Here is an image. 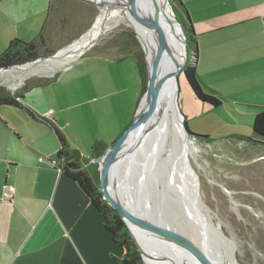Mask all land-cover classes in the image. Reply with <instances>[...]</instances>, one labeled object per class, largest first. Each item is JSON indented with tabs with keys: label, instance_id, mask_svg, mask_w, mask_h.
I'll return each instance as SVG.
<instances>
[{
	"label": "crops",
	"instance_id": "obj_1",
	"mask_svg": "<svg viewBox=\"0 0 264 264\" xmlns=\"http://www.w3.org/2000/svg\"><path fill=\"white\" fill-rule=\"evenodd\" d=\"M52 1L0 0V52L13 39L22 38L24 23L33 21L28 26L40 28L41 33ZM181 2L197 33V72L200 68L201 78L206 74L236 88L232 96L223 97L243 112L237 114L251 119L264 109V0ZM126 91L127 87H122L83 95L72 105L83 109L78 119L67 113L71 106H62V111L54 113L57 118L41 116L28 107L56 123L86 166L96 142L111 146L133 122L137 95H133L131 106L122 104L121 110L112 101L106 104L109 110L99 104V100ZM23 102L26 105L25 95ZM90 105L95 106L97 116L87 140L77 122L82 123L85 116L93 118ZM4 107L9 106H0V264H117L115 258H122L126 250L113 240L104 216L80 185L63 173L62 161L54 163L60 149L55 133L25 110L12 107L18 114ZM222 107L227 109L224 103ZM105 116H109V125L99 131V120ZM6 184L15 187L10 199L2 197Z\"/></svg>",
	"mask_w": 264,
	"mask_h": 264
},
{
	"label": "rangeland",
	"instance_id": "obj_2",
	"mask_svg": "<svg viewBox=\"0 0 264 264\" xmlns=\"http://www.w3.org/2000/svg\"><path fill=\"white\" fill-rule=\"evenodd\" d=\"M174 8L180 18L183 12L176 4H174ZM100 11V6L86 0H53L45 23V44L40 49V58L55 56L71 47L93 27L95 22H98L104 13ZM32 22L23 24V36L18 39L31 41L38 36L40 28L34 30L28 26ZM88 47L80 53L81 55L79 54L78 58L66 66H64L66 62L72 58L53 72L25 77L16 89L11 87L16 82L15 78L0 73V86L11 92H23L26 105L34 107L41 116H48V112L52 110L53 113L48 116L51 118L58 117L54 113L62 111V106H71L67 113L75 115V118L78 119L83 109L74 108L72 105L75 101H79L83 95L105 94L122 87H127L128 92L111 99L109 97L103 101L99 100V104L102 103L107 109V102L112 101L115 103L114 107L121 110L122 104L131 106L133 95H137L136 105L139 110L141 107L139 103L143 102L142 99L146 96L147 90L143 94V83H141L135 54H141L146 64L148 79L151 67L147 62L149 56L143 49L137 31L126 20L121 19L117 24L109 26ZM129 55L130 57L123 61L118 59ZM201 55H203L202 52ZM44 60L47 59H41L35 63ZM194 60L196 64V54L191 47L188 63H192ZM69 66L71 67L66 69ZM198 71L200 72V68ZM199 72L196 73V78L205 93L219 97L228 109L213 108L196 99L184 73L179 75L178 106L183 114L180 120L182 121L183 118L184 123L187 116L193 118L189 121L191 131H202L196 133L210 136L205 140L192 135L188 136L186 139L188 146L190 145L195 150L190 152L187 149L185 153L187 152L191 168L198 177L195 182L197 189V185H199L200 194V202L197 207L202 209L209 225L216 229L209 239L211 250L223 252L228 260L229 258L233 259L236 264H264V144L261 143L264 142V139L253 133L251 119L237 114V112H243L234 109L230 102L223 97L232 96L236 88H233L229 83L217 82L215 77L206 74L203 75L202 80ZM87 107L93 118L89 119L88 116H85L82 123L78 120L77 125H80L81 135L89 140L92 134L89 129L95 124L94 118L96 119L97 113L94 109L95 106ZM4 108L21 114L20 111L12 107ZM99 108H101L100 105ZM69 121L71 120H67V122ZM183 123L180 125L183 136L180 130L177 131L174 128L176 121L171 123L174 131H170V126L165 129L168 132L167 145L173 146L171 152L173 157L183 145ZM108 125L109 116H105L99 120V131H103ZM85 138L83 140H86ZM150 138L151 141L142 147L133 160L144 164L149 155L150 159H148L150 162L154 161V164L147 171L154 174L169 157H167L168 154L166 155L165 146L163 147L166 142L165 136H163L164 143L155 140L156 138ZM149 147H151L150 150ZM154 151L157 155L155 158L152 155ZM183 167L184 169L177 178L178 184H174L176 187L183 184L192 190L193 187L189 182L190 177L186 174L184 162L182 163ZM145 170L143 168L133 170L132 168L128 175L126 172L127 177L122 176L121 188L125 187L126 179L127 185L137 188L138 181L140 180L142 183L144 180L145 174L142 176V173H145ZM166 178L171 179L170 174ZM161 182L162 179L159 177L154 184L146 186L151 194L147 203L152 213L147 214L144 210L139 211L142 215L145 214L144 216L149 215L151 219L154 218L155 221L162 217L154 210V205L159 200L157 193L162 198L164 187ZM192 182H194L193 179ZM156 186H158V192L155 193ZM172 194L175 195L174 191ZM172 194L168 195L171 197L163 198L164 200L160 202L163 220L167 223V227L185 233L202 247L203 234L199 225L189 212L182 211L181 206L184 203L182 205L180 202L178 203Z\"/></svg>",
	"mask_w": 264,
	"mask_h": 264
},
{
	"label": "bare ground",
	"instance_id": "obj_3",
	"mask_svg": "<svg viewBox=\"0 0 264 264\" xmlns=\"http://www.w3.org/2000/svg\"><path fill=\"white\" fill-rule=\"evenodd\" d=\"M92 1L96 2L97 4L95 5H97L98 7L100 6V10H101L100 12H104V13L101 15L100 19H98V22L97 23L95 22L93 27L88 32H86L82 36L81 39L77 40L71 47H69L65 51H62L56 54L55 56L52 55L53 57L50 56L52 58L47 57L45 58L47 60H44L39 63L24 64L22 66L18 65L19 67L12 66L15 68H12V69L7 68L9 70L1 69V70H4L2 72L0 71L2 75L7 74V76H12L15 78L16 82L11 85L13 89H16L17 86L23 82L25 77L29 75L39 74V73L53 72L57 68L62 67L66 61L72 58L71 60L66 62V64L64 65L66 66L68 63L78 58L81 55L80 53L83 52L91 43L93 44V41L98 36H100V34L103 33L109 26H111L112 24H117L121 19L126 20L128 24L137 31L138 37L142 43L143 49L149 56L147 57L148 64H150V67L152 66L154 56L156 54V51L159 48L157 36H156V33L152 29L145 26L143 21L137 16V14H135V12H133L131 9L128 8V5L131 4V0H92ZM155 2L158 8L157 12L159 14V17L162 23L161 28L165 36L167 37L168 42L170 43L171 49L177 54L178 57H181L182 48L180 44L178 43V41L176 40L175 33L169 23V22H175L171 7L169 4L165 3V0H155ZM142 5L144 7V10H146L149 13L150 0H142ZM176 64H177L176 60L172 59L169 55L165 54L163 56L162 62L160 64V71H159V75H160V78L163 84L166 81L167 75L175 68ZM176 91H177L176 82L175 81L170 82V84L167 87V91L165 92L166 94L164 95L165 100L167 101V103L165 102L166 107H165L164 114L161 120L157 123L156 128L153 130V133L150 136V137L156 138L155 140L157 141L160 140L162 143H164L163 136H165L166 142L163 145V147L165 146L164 148H166V152H167L166 155L167 154L172 155L171 152L173 150V146L167 145L168 132L165 129L170 126V131H174V128H175V130L177 131L180 130L182 134L180 125H182L183 123V118L181 121L180 120L181 116H179L178 115L179 113H177V111L175 110V104H174L175 98H176ZM147 96L148 95L144 97L143 102L141 103V107L136 112L137 113L136 123H138L143 118L147 110V105H148ZM162 106L163 105H161V101H158L157 111H159ZM173 121H176V126L174 128L171 125ZM182 139L185 141L184 137H182ZM129 146L130 145H127V147L124 148V151L127 150ZM183 148L185 151L188 149L190 152H194L195 150L194 148H191L190 145L188 146V143L184 146L183 145L180 146V149H183ZM155 153L156 152L154 151L152 154L154 155V158L155 156H157ZM183 155L181 158V162H180L181 165L179 169L175 171V173L174 171L170 173L171 179L165 178L164 186L165 184H167L170 187V191L168 192L169 195L172 194V191H174L175 195L172 194V196L175 197L176 201L178 203L180 202L181 205L184 203L181 206L182 211L185 213L189 212V214L194 217V221L199 225V228L203 234L202 235V238H203L202 248L204 247L207 248V251H209V253L222 264H236V262L233 259L229 258L228 260L226 258V255L223 252L221 251L214 252L211 250L209 239L212 236V232L215 231L216 229L213 226L209 225L210 223L207 222L204 216V213L202 212V209L201 208L199 209V207H197L198 203L200 202V198L198 197V199L196 200L195 192L197 188H196L195 181L192 182L191 169L185 166L186 174L190 177L189 179L190 185L193 187L192 190L188 189L183 184L179 185L178 187L175 186V184H178L177 178L179 177L181 171L184 169V167L182 168ZM147 158H149V155L147 156ZM134 164H135V161L132 160L130 156H125L123 159H119V161L114 167V173L115 172L117 173L116 175L117 179L115 180L114 173H112L111 175V190L119 194L123 202L133 212L142 216L145 219H148L158 224V221L151 219L149 215L144 216L145 215L144 213H143L144 215H142L139 212V211L144 210V212H146L147 214L152 213L150 206L147 202L143 204L142 201H139L138 194L140 195V193H137L138 189L136 188V186L135 188H133L132 186L130 187L129 185H127V182H126L127 179H126L124 183L125 187L121 188L122 176L127 177L128 173L132 171ZM150 164L153 165L154 161L151 162ZM124 166L126 167L124 168ZM126 172H127V175H125ZM144 174L145 176H144V180L142 181V183H144L146 179V173H142V176ZM138 184H141L140 180L138 181ZM197 186L199 190V185ZM124 188L125 190L123 191ZM131 230L133 231L135 237L138 239L142 248L145 249L148 253L152 255H162V256L167 257V260L165 261L156 260L154 258L147 257L146 259H147L148 264H194L195 261L193 262L190 259L191 257L189 258L180 249L174 247L171 244L164 242L163 240L157 238L152 233H148L146 231L140 230L134 226L131 227ZM169 258H172V259H169Z\"/></svg>",
	"mask_w": 264,
	"mask_h": 264
},
{
	"label": "water",
	"instance_id": "obj_4",
	"mask_svg": "<svg viewBox=\"0 0 264 264\" xmlns=\"http://www.w3.org/2000/svg\"><path fill=\"white\" fill-rule=\"evenodd\" d=\"M86 1L93 2L92 0H86ZM93 3L97 4L96 2ZM165 3L170 5L174 15L175 22H169V23L175 33L176 40L178 41V43L182 48L181 57H178L177 54L171 49L170 43L168 42V39L161 28L162 23L159 14L157 12L158 8L155 0H150L149 13L146 10H144V7L142 5V0H131V4L128 5V8L131 9L133 12H135V14H137V16L143 21L145 26L152 29L156 33L159 48L156 51V54L152 62L151 70L149 73L147 92L145 94L148 95L147 96L148 105L143 118L138 123H136L137 120V113H136L133 122L123 132V134L119 136L118 139L106 149L105 153L102 156L96 158V161L101 164L100 187L104 195V198L114 209L117 210L118 214L127 224L130 233L132 235V238L135 241L138 250L143 256V259L146 264H148L146 259L147 257L154 258L156 260H164V261L167 260V257L162 255H152L148 253L145 249H143L138 239L135 237L133 231L131 230L132 226L140 230L146 231L148 233H152L157 238L180 249L189 258L191 257L190 259L193 262L195 261L194 264H222L221 262L216 260L209 253V251H207V248L200 247L193 240H191V238H189L185 233L167 227V223L163 220V213L160 207L161 205L160 202L161 200H164L166 197H169L168 192L170 191V187L167 184H165L164 186L163 181L170 173H172V171H174L175 173V171L179 169L181 165L180 162L183 153H184V159H183L184 165L187 166L189 169H191L192 171L191 176L193 181L196 182V180H198L195 171L191 168L187 152L185 153L184 148L183 151L182 149H180L179 151L177 150L174 154V157L173 155L172 156L168 155L167 157L169 158L167 159V161L164 164H162L158 168V171L155 172L154 174L147 171L152 167V165L150 164L151 162L148 158L144 161V164L135 162L133 166V170L140 168L141 169L143 168L144 170L146 169L145 170L146 179L144 183L138 184L137 187L138 188L137 193H140V195L138 194L139 201H142L143 204L149 202L151 198V194L147 190L146 186L148 184H152V183L154 184V182H156L159 177L162 179L161 183L162 186L165 187V189L162 191V198L157 193L159 200L156 201L154 205L155 212L157 214L162 215V217H159L158 224L148 219H145L142 216L133 212L123 202V200L120 198V195L114 192L113 190H111V175L112 173H114V167L119 161V159H123L125 156H130L131 159L133 160L134 156L140 152L142 147L151 141L150 136L153 133V130L156 128L157 123L161 120L165 111V107H166L165 102L167 103V101L165 100L164 95L166 94L165 92L167 91V87L170 84V82L175 81L177 85L176 98L174 103L175 110L177 111V113H179L178 114L179 116L183 115L178 106V96L180 90L179 75L183 72L184 68L186 67L189 61L190 47L187 38V33L183 25L181 24V21L177 17L170 3V0H165ZM165 54L169 55L172 59L176 60L177 64L175 68L167 75L166 81L163 84L159 75V71H160V64ZM197 57L198 55L196 53V59ZM41 59H45V58H39L27 64L35 63ZM158 101H161V105H163L159 111H157ZM183 131L185 138V141L183 142V146H184L187 144L186 139H188V136L191 135L194 136V135L187 128L185 121L183 123ZM127 145H130L128 148L129 150L127 149L124 151V148H126ZM150 149L151 147H149V150ZM116 175L117 173L115 172L114 173L115 180L117 179ZM156 187H155V193L158 192V186ZM195 195L197 200L200 195L198 189L196 190Z\"/></svg>",
	"mask_w": 264,
	"mask_h": 264
},
{
	"label": "trees",
	"instance_id": "obj_5",
	"mask_svg": "<svg viewBox=\"0 0 264 264\" xmlns=\"http://www.w3.org/2000/svg\"><path fill=\"white\" fill-rule=\"evenodd\" d=\"M170 3L177 15V12L174 8L176 4L180 10L184 8L183 14L179 18L181 24L183 25L189 42V47H193V51L196 53V41L195 33L191 26L190 18L185 11V6L181 0H170ZM174 3V4H173ZM50 9V8H49ZM49 14V10H48ZM44 29L45 25L42 28L41 33L36 36L31 41H22L18 38L10 41L8 47L0 53V70L4 68H15L19 67L16 65H23L26 63L33 62L40 58V49L45 44L44 39ZM137 59V65L139 68V73L143 83V94L147 90V72L146 64L141 56V54H135ZM147 57V55H146ZM39 61V60H38ZM148 62V60H147ZM187 63L186 67L183 70V73L187 79V82L192 90V93L204 104L209 105L213 108H219L223 106V101L216 95H210L205 93L203 88L200 86L196 78L197 66L194 63ZM32 64V63H31ZM15 66V67H12ZM7 69V70H9ZM4 70H1V72ZM0 72V73H1ZM142 94V95H143ZM24 94L23 92H11L4 87L0 86V106H9L17 109L25 110L29 116L36 120L45 123L49 128L55 133L58 142L60 144V149L57 153V158L54 159L55 163L61 162V170L65 175H67L71 180L77 182L83 191L90 198L93 205L105 218V226L107 230L111 233L113 240L119 245L123 246L126 250L122 258H115L117 264H146L143 256L138 250V247L135 241L132 238L130 230L125 223V221L118 214L117 210L114 209L104 198V195L100 187V163H98L96 158L102 156L106 149L108 148L102 142H96L91 148V155L89 158V163L86 166H83L82 160L79 158L76 150H73L70 146V143L63 133V131L51 120H48L46 117L39 116L33 109L24 104ZM185 116V115H184ZM186 117V116H185ZM188 118H185V123L187 128L191 131ZM252 121V131L253 133L262 139H264V109L257 111L251 117ZM191 133L199 139L205 140L209 139V135H203L191 131ZM249 140H251L249 138ZM252 141V140H251ZM255 142H261L256 141ZM264 144V142H261ZM95 159V160H93ZM92 160V161H91Z\"/></svg>",
	"mask_w": 264,
	"mask_h": 264
},
{
	"label": "built area",
	"instance_id": "obj_6",
	"mask_svg": "<svg viewBox=\"0 0 264 264\" xmlns=\"http://www.w3.org/2000/svg\"><path fill=\"white\" fill-rule=\"evenodd\" d=\"M52 113H53V111L50 110L48 112V116H50ZM54 163H55V161H54ZM14 193H15V187L13 185H10V184L9 185L8 184L4 185L3 192H2V197L4 199L12 198Z\"/></svg>",
	"mask_w": 264,
	"mask_h": 264
}]
</instances>
